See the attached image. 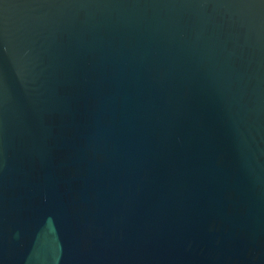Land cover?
I'll use <instances>...</instances> for the list:
<instances>
[{
    "label": "water",
    "instance_id": "water-1",
    "mask_svg": "<svg viewBox=\"0 0 264 264\" xmlns=\"http://www.w3.org/2000/svg\"><path fill=\"white\" fill-rule=\"evenodd\" d=\"M0 264H264V0H0Z\"/></svg>",
    "mask_w": 264,
    "mask_h": 264
}]
</instances>
